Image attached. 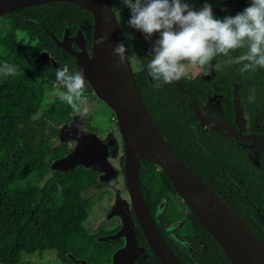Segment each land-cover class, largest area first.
Segmentation results:
<instances>
[{"label":"trees","instance_id":"trees-1","mask_svg":"<svg viewBox=\"0 0 264 264\" xmlns=\"http://www.w3.org/2000/svg\"><path fill=\"white\" fill-rule=\"evenodd\" d=\"M111 7L115 8L112 4ZM66 29L69 34L80 30L86 44L92 45V15L74 4L32 5L9 12L1 20L0 66L7 62L16 65L19 72L15 76L0 75V264H29L22 262L23 255L51 251L65 264L79 263L64 253L88 264H111V256L121 240L99 241V237L84 227L90 209V198L86 193L99 182L96 171L81 166L66 172L49 171L51 163L65 156L70 148L68 144L50 142L46 136L47 123L60 126L75 114L65 102L55 101L44 118L38 117L45 95L41 84L58 82L56 71L65 65L70 72H78L75 57L53 40L54 37L59 41ZM17 31L24 32L31 44L17 41ZM44 51L53 56L57 68L49 60L36 62L40 52ZM133 79L161 138L239 217L213 186L210 173L197 157L193 138L186 133L178 135L180 120L163 99L166 93H175L172 86L154 87L155 81L148 83L140 76ZM88 89L91 90L90 86ZM139 186L151 214L160 196H177L165 174L155 164L144 160L139 166ZM186 212V215L161 218L163 223L181 221L179 232L183 243L191 246L201 241L205 244L203 250L195 252L194 260L180 254L181 262L231 264L201 222L187 208ZM239 218L264 245L257 233ZM140 239L145 244L141 234ZM157 262L156 257L149 254L141 263Z\"/></svg>","mask_w":264,"mask_h":264},{"label":"flooded vegetation","instance_id":"flooded-vegetation-1","mask_svg":"<svg viewBox=\"0 0 264 264\" xmlns=\"http://www.w3.org/2000/svg\"><path fill=\"white\" fill-rule=\"evenodd\" d=\"M185 2L189 3L193 10L202 9L205 3L210 4L217 19L235 16L251 4V0H185ZM111 4L115 7L113 10L116 14L121 8L125 10L128 22L130 10L124 4L121 5L119 0H111ZM131 31L128 41L122 35L132 76L133 78L140 76L142 80L145 78L151 83L153 80L147 71V64L152 58L151 55L154 56L151 50L159 38V33H154L151 39H145L142 32L133 28ZM81 35L84 37L82 33ZM75 37L76 32L68 36L70 39ZM83 42L85 51L91 55V45L86 44L85 38ZM245 51L246 49H237L230 53L229 57L217 56L211 62V66L205 68L189 67L188 74L178 80L184 92L179 91L171 83L175 93L168 92L163 99L180 120L177 124L178 135L186 133L195 141L193 142L199 154L197 157L210 173L213 186L239 217L264 241V68L242 73L240 71L242 65L228 63L229 59ZM49 56L48 60L52 63L51 59L54 58L52 55ZM216 65L220 67L217 68ZM53 66L57 68L56 61ZM88 87L86 85V90L92 91ZM81 119L87 130L97 133L101 141H111L112 144L108 149L109 162L116 170V177L119 174L123 176V191L126 193L124 199L129 205V213L135 219L125 184V148L121 135L118 138L115 133L120 134L115 118L111 121L115 123L116 128H109L108 132L105 131V136L98 135L100 127L94 124L92 117L84 119L81 117ZM47 131L46 129V136ZM54 135L55 137L50 138V142L61 144L58 141V131ZM190 152L193 153V150L190 149ZM115 157H117L116 163ZM108 183L99 181L89 191ZM186 208L178 196L169 195L168 198L160 196L152 214L148 211L162 240L180 262V254L194 260L195 252L203 250L205 244L201 241L191 246L183 243L179 232L181 221L163 223L161 218L164 215H186ZM120 226V221L117 220L112 225L102 223L92 234L101 240L105 236L119 232ZM168 227H173L174 238L170 237ZM135 229L137 249L127 256L125 264L135 261L137 264H142L149 254H153L137 222ZM140 234L145 244L141 241ZM124 245L125 239L121 238L118 249H115L119 250ZM155 264L161 262L158 260Z\"/></svg>","mask_w":264,"mask_h":264},{"label":"water","instance_id":"water-1","mask_svg":"<svg viewBox=\"0 0 264 264\" xmlns=\"http://www.w3.org/2000/svg\"><path fill=\"white\" fill-rule=\"evenodd\" d=\"M50 2L74 4L88 10L92 15L93 32L90 57L85 58L79 52L72 50L69 46L62 43V39L66 35L69 36L68 29L64 31L61 40L58 41L54 37L53 40L59 47L75 57L78 71L80 69L84 70L87 85L90 86L94 95L114 114L115 122L118 125L125 148V184L135 219L132 215L131 217L134 226L135 222L139 225L147 244L156 258L161 264H183L164 243L147 210L139 186V166L141 160L155 164L165 174L175 189L177 196L206 228L231 264H250L239 245L228 236L219 232L216 224H218L220 218H225L227 221L231 220L233 223H236L232 218L233 216L264 251L262 242L172 152L167 143L161 138L137 90L127 58L122 65L117 66L116 62L119 57L113 55V48L118 43L124 44V41L116 13L111 7V0H0V18L18 9ZM105 33L109 34V38L105 44H96V40ZM77 34H81V31L78 30ZM49 57L47 52H40L36 62L48 60ZM51 61L53 64L55 63L54 59H51ZM172 83L179 91H183L178 80ZM81 128L83 131L80 130ZM58 141L61 144L73 143V147L65 156L51 163L49 167L50 172H66L76 166H81L85 169L96 171L99 174L100 182H109L116 177V170L109 162L108 149L112 144L111 141L107 140L103 142L96 134L89 132L78 114H73L69 122L58 126ZM112 155L114 157V154ZM126 233L127 230L124 226L116 234L107 236L99 241L124 239L122 234ZM131 239L126 240L125 245L113 253L111 264H125L127 256L137 249L136 234L135 240L133 235H131ZM64 254L76 263L88 264L85 260L75 259L70 253ZM129 264H137V262Z\"/></svg>","mask_w":264,"mask_h":264},{"label":"clouds","instance_id":"clouds-1","mask_svg":"<svg viewBox=\"0 0 264 264\" xmlns=\"http://www.w3.org/2000/svg\"><path fill=\"white\" fill-rule=\"evenodd\" d=\"M122 3L131 13L129 27L142 32L145 39L159 33L151 50L154 56L147 64V71L156 82L154 87L180 80L188 74L189 67L211 66L217 56L229 57L237 49L246 51L228 63L242 65V73L264 68V0H251L242 12L223 19L215 18L208 3L200 10H193L185 0H122ZM108 38L105 33L96 44L103 45ZM126 53L123 43L114 46L113 55L119 57L117 66L125 62ZM18 72L16 65L5 62L0 66V75L4 77ZM55 76L60 86L55 96L75 113H86L84 70L73 73L65 65Z\"/></svg>","mask_w":264,"mask_h":264},{"label":"rangeland","instance_id":"rangeland-1","mask_svg":"<svg viewBox=\"0 0 264 264\" xmlns=\"http://www.w3.org/2000/svg\"><path fill=\"white\" fill-rule=\"evenodd\" d=\"M122 5V0H119ZM117 21L121 28V32L126 37L127 41L132 34V28L129 27L126 19V12L124 9H120V12L116 14ZM1 24V20H0ZM17 40H23L25 44H30V41L27 39L24 33L18 32L16 34ZM80 41V42H79ZM62 43L69 46L72 50L75 47V51L79 52L83 57H90L85 51L83 37L81 34H77L75 38L70 39L66 35L62 39ZM74 46V47H73ZM87 85V83H86ZM85 85V96L87 97L88 103L86 105L87 112L84 114H78L80 117L88 118L92 117L95 125L100 127L98 135L105 136V131L109 128H116L111 121V118H114L112 111L101 101L99 100L92 91H87ZM44 91V100L42 103V110L38 114V117H43L49 106L55 102L60 101L56 96L55 92L60 87L59 83H43L41 84ZM46 129L48 130L47 138L50 140L51 137H55L54 133L58 131V126L52 123H47ZM108 132V131H107ZM117 137H120V134L115 132ZM97 134V133H95ZM68 147L71 149L73 144L68 143ZM120 154V153H119ZM116 163L117 157L114 158ZM123 176L119 174L112 182L109 181L107 185H99L95 190H91L86 193V197L90 198V209L88 210V219L84 223V227L89 233H94L97 227L102 223L113 224L115 220L120 221L121 229L125 226L127 233L122 234L125 241L131 239L133 235L135 240L136 229L133 223L131 214L129 213V205L125 201V195L123 191ZM103 183V182H102ZM167 231L171 238H174L173 227H168ZM132 240V239H131ZM22 262H28L29 264H65L61 262L56 253L45 252L43 254H31L23 255Z\"/></svg>","mask_w":264,"mask_h":264},{"label":"bare ground","instance_id":"bare-ground-1","mask_svg":"<svg viewBox=\"0 0 264 264\" xmlns=\"http://www.w3.org/2000/svg\"><path fill=\"white\" fill-rule=\"evenodd\" d=\"M232 218L236 223H233L231 220L227 221L225 218H220V221L216 224L218 231L228 236L239 245L250 264H264V251L241 223L233 216Z\"/></svg>","mask_w":264,"mask_h":264},{"label":"built area","instance_id":"built-area-1","mask_svg":"<svg viewBox=\"0 0 264 264\" xmlns=\"http://www.w3.org/2000/svg\"><path fill=\"white\" fill-rule=\"evenodd\" d=\"M111 120H114V118H111Z\"/></svg>","mask_w":264,"mask_h":264}]
</instances>
